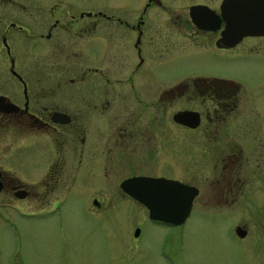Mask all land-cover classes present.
<instances>
[{
    "label": "flooded vegetation",
    "instance_id": "1",
    "mask_svg": "<svg viewBox=\"0 0 264 264\" xmlns=\"http://www.w3.org/2000/svg\"><path fill=\"white\" fill-rule=\"evenodd\" d=\"M239 3L264 11V0H144L134 21L123 22L138 36H93L94 16L108 19L102 12L59 18L52 2L35 21L23 3L0 0V11L17 19L0 17V215L48 212L80 184L94 185L85 193L91 212L105 216L102 200L139 203L120 183L141 175L194 186L189 212L198 206L222 214L259 195L245 188L253 170L262 169L264 114L255 100L264 80L249 87L227 76L189 73V66L178 67L183 74L171 80H137L140 68L151 73L150 62L161 54L184 56L188 47L229 68L237 60L264 63V35L220 39L236 36ZM46 12L52 20L45 28ZM83 16L73 36H51L59 19L63 27ZM145 23L162 36H139ZM181 111L195 113L198 123L175 120ZM190 148L207 158L210 176L203 173L199 184L187 178ZM160 165L170 172L157 170Z\"/></svg>",
    "mask_w": 264,
    "mask_h": 264
},
{
    "label": "rangeland",
    "instance_id": "2",
    "mask_svg": "<svg viewBox=\"0 0 264 264\" xmlns=\"http://www.w3.org/2000/svg\"><path fill=\"white\" fill-rule=\"evenodd\" d=\"M16 1L29 8L31 20L35 21L42 9L47 10L52 2H55L54 15L59 18L69 13L76 17L80 11H100L108 19L94 16L95 24L90 30L93 36H136V31L123 22H133L144 2ZM154 9L148 8L146 14L149 15ZM1 16L17 20L15 12L7 15V12L0 11ZM86 18H75L69 25L64 23L63 27L59 25L64 21L59 19V24L50 34L73 36L77 28L74 23ZM51 20L46 12L45 28ZM152 24L145 23L139 36H162ZM11 48L15 49V46L11 45ZM186 49L184 56L171 58L161 54L157 61L150 62L153 65L151 73H144V67L140 68L137 80H171L183 74L176 72L180 66H189V73L197 75L231 77L249 87L264 80V63L255 66L252 60H237L229 68L213 60L204 50L194 47ZM127 55H131L135 61L130 47ZM145 63L148 62L145 60ZM255 105L260 114H264V93L255 100ZM259 121L264 123V118ZM190 149L187 178L199 184L202 183L203 173L210 176L204 170L207 163L203 161L207 158L203 159L202 150L193 153ZM261 168V172L253 170V177L245 188L246 192L247 188L253 187V192L259 195L252 196L245 203L235 202L233 211L222 214L192 207L185 220L177 225L148 219L144 207L129 198L100 201L108 210L105 216L91 212V200L85 193L91 191L94 185L75 184L68 194H63L60 200L50 204L48 212L20 215L3 210V215H0V264H264V154ZM170 169L168 165L157 168L163 173L170 172ZM200 186L202 190L206 188ZM234 224L243 226V236L233 232ZM135 228H138L136 235L133 234Z\"/></svg>",
    "mask_w": 264,
    "mask_h": 264
},
{
    "label": "water",
    "instance_id": "3",
    "mask_svg": "<svg viewBox=\"0 0 264 264\" xmlns=\"http://www.w3.org/2000/svg\"><path fill=\"white\" fill-rule=\"evenodd\" d=\"M260 7H255V5L246 7L239 3L237 23L235 24L236 36H221V41L237 40L244 34L264 35V11ZM86 14H90V12ZM226 29L228 33L230 31L229 24ZM175 120L190 126H195L198 123V118L192 111L175 113ZM120 187L147 208L149 218L172 224H178L184 220L188 214L191 199L197 192L194 186L182 184L177 180L143 175L125 178L121 181ZM136 232L137 229L134 230V234ZM235 232L242 236L245 230L237 227Z\"/></svg>",
    "mask_w": 264,
    "mask_h": 264
}]
</instances>
